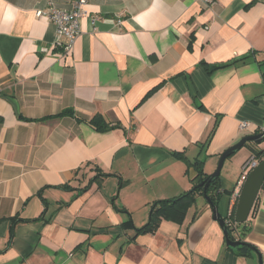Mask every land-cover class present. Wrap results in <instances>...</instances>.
Here are the masks:
<instances>
[{
    "label": "crops",
    "instance_id": "crops-1",
    "mask_svg": "<svg viewBox=\"0 0 264 264\" xmlns=\"http://www.w3.org/2000/svg\"><path fill=\"white\" fill-rule=\"evenodd\" d=\"M45 7L0 0V264H264V182L234 232L258 253L226 245L203 195L182 223L138 232L154 201L192 188L191 162L209 175L264 131V0H89L67 54ZM260 149L247 141L220 171L215 205L233 225Z\"/></svg>",
    "mask_w": 264,
    "mask_h": 264
},
{
    "label": "trees",
    "instance_id": "trees-1",
    "mask_svg": "<svg viewBox=\"0 0 264 264\" xmlns=\"http://www.w3.org/2000/svg\"><path fill=\"white\" fill-rule=\"evenodd\" d=\"M264 75V71H263ZM152 92V91H150ZM62 115H69L73 118H75L78 122H85L87 123L92 129L98 132H105L108 130H111L118 126L117 124H111L107 122L101 115L96 114L88 119L80 117L78 114H76L73 110H64L60 112L57 116ZM173 155H180L182 152H173ZM252 154L260 161L262 158H264V151L263 150H253ZM192 166L196 170L195 177L193 178L194 185L191 189L183 192L182 194L170 198V199H160L156 200L152 203L150 206V213L147 223L138 229V232H154L157 227L159 226L160 222L162 220L171 221L174 223H182L185 215L188 211V209L194 204L197 195H202V186H198V183H200L205 177H207V174L204 173L203 167H202V161L200 160H194L191 162ZM107 176L106 173L99 174L95 177V179H101L102 177ZM98 179V180H99ZM219 178H216L213 180L210 185L207 188V194L210 196L212 202L216 204L218 200V187H219ZM88 188V186L85 187V189ZM84 189V190H85ZM230 231H231V237L235 239L234 232H238L239 239L243 238L248 229L250 228V222L246 221L244 223L233 225L232 221H227ZM231 222V223H230ZM249 225V226H248ZM239 228V230H238ZM235 250L239 253L240 251H254L257 252V249L255 246L242 241V245L238 248H235Z\"/></svg>",
    "mask_w": 264,
    "mask_h": 264
},
{
    "label": "water",
    "instance_id": "water-1",
    "mask_svg": "<svg viewBox=\"0 0 264 264\" xmlns=\"http://www.w3.org/2000/svg\"><path fill=\"white\" fill-rule=\"evenodd\" d=\"M247 141H254L255 143L259 144L264 141V133L244 136L233 146L223 151L218 159L215 170L211 174L207 175V177H205L200 183H198V186H202L203 188L202 195L211 208V211L213 213V219L217 221L220 228L222 229L226 245L230 248L240 247L242 245V241L235 240L231 237V231L228 227V224L226 220L219 214L217 206L212 202L210 196L207 194V188L213 180L219 178L220 171L222 169L225 159L229 157L232 153L242 148ZM263 182L264 158H262L258 162V164L249 172L245 181L242 183V187L238 195V201L234 212L235 223L240 224L247 221L248 217L253 211L258 192L261 189ZM217 192H219V190Z\"/></svg>",
    "mask_w": 264,
    "mask_h": 264
},
{
    "label": "built area",
    "instance_id": "built-area-1",
    "mask_svg": "<svg viewBox=\"0 0 264 264\" xmlns=\"http://www.w3.org/2000/svg\"><path fill=\"white\" fill-rule=\"evenodd\" d=\"M46 7L35 11L36 16H46L55 26V43L59 44L60 38H64L62 43V52L67 54L78 34L80 33L79 20L86 15L85 6L89 0H71L70 8L63 9L56 5L55 0H45ZM211 2L212 0H204ZM248 126V122L244 121L240 124V128ZM264 133V131L262 132ZM259 160L252 155L241 166L240 179L245 181L249 172L258 164ZM230 225V224H228Z\"/></svg>",
    "mask_w": 264,
    "mask_h": 264
},
{
    "label": "rangeland",
    "instance_id": "rangeland-1",
    "mask_svg": "<svg viewBox=\"0 0 264 264\" xmlns=\"http://www.w3.org/2000/svg\"><path fill=\"white\" fill-rule=\"evenodd\" d=\"M216 165H217V163H216ZM204 200V199H203Z\"/></svg>",
    "mask_w": 264,
    "mask_h": 264
}]
</instances>
